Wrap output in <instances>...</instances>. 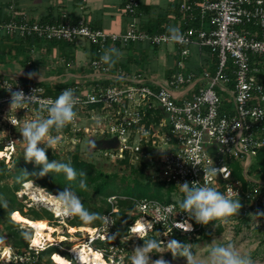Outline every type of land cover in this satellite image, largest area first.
<instances>
[{"label": "built area", "instance_id": "2783aa9c", "mask_svg": "<svg viewBox=\"0 0 264 264\" xmlns=\"http://www.w3.org/2000/svg\"><path fill=\"white\" fill-rule=\"evenodd\" d=\"M124 10L130 22L122 32L92 27L84 18L44 22L11 16L0 21V34L4 36L15 34L69 42L86 38L93 43L97 56L90 67L107 75L110 81L68 87L79 98L75 106L78 115L67 131L60 132L61 136L72 148L80 143L81 135L89 132L97 139L117 137L116 146L97 149L100 158L110 161L129 155L133 163L144 160L153 179L167 186L176 184L168 202L152 196L110 194L107 198L110 209L77 244L92 246L105 264H128L126 241L133 236L155 233L166 241L177 230L188 235L199 232L204 225L190 219L179 207L183 199L179 185L203 183V169L212 167L219 169L214 178L218 190L247 199L243 213L254 206L252 209L261 214H255L246 228L264 226V210L258 208L262 197L257 187H245L243 179L235 176L236 167L232 165L240 160V172L251 180L246 175L248 166L264 146V0H182L178 4L180 25L176 28L182 37L180 41L170 39V30L149 32L143 27L140 0H124ZM141 42L156 46L173 44L175 63L168 76L157 77L146 71L130 75L100 61L105 48L113 43ZM192 48L199 58L197 62L189 61ZM205 50L216 56L213 70L209 69L212 63ZM9 87L12 91L22 89L26 95L36 89L37 103L27 110L10 111ZM0 89L5 92L0 96V130L6 131L0 150L4 155L0 158L10 163L22 136L12 132L14 126L9 120L32 119L41 103L57 97L49 94L41 81L25 82L10 75L1 80ZM220 92L227 93V102ZM120 200L133 201L130 213L134 218L124 234L117 226ZM189 224L191 228L187 230ZM137 228L141 230L136 231ZM61 241L34 244L32 239L28 245L35 253L50 245L69 251ZM3 255L13 264H29L31 260L30 256L13 250ZM69 259L72 264H84L72 252Z\"/></svg>", "mask_w": 264, "mask_h": 264}, {"label": "trees", "instance_id": "16d2710c", "mask_svg": "<svg viewBox=\"0 0 264 264\" xmlns=\"http://www.w3.org/2000/svg\"><path fill=\"white\" fill-rule=\"evenodd\" d=\"M178 7V5L176 6ZM178 17H180V12L178 10ZM11 16H0V21L7 20ZM179 19V18H178ZM175 19V24H170L163 15L157 17L156 19H142L140 21L143 24V27L146 28L149 32H161L170 29L177 28V21ZM78 20V19H77ZM76 21V20H75ZM48 22V21H44ZM98 28L96 26H92ZM50 42L51 45L66 44L70 45L73 42L65 40H42L36 37H21L15 34L4 36L0 34V66L4 69L11 70L14 65H19L25 67L32 71L42 72L45 69L46 63L48 60L44 56L35 57L33 53L34 47L38 46L40 50L44 49V45ZM91 43V42H90ZM146 44L144 49L147 52V47L152 46L155 53L160 50L163 46L150 45L148 42H142ZM43 44V46L41 45ZM135 43L122 44V43H113L105 48H115L120 52H123L125 49L135 51ZM92 45V57L87 61L88 64L91 63L93 58L97 56L96 47L93 43ZM104 50V51H105ZM144 53H140L139 59L144 61L146 56ZM157 54V53H156ZM149 56V66L152 62L164 63L157 55ZM172 55V54H171ZM66 59H73V55L66 53ZM145 57V58H144ZM68 68H72V63L67 61L65 64ZM165 65V64H164ZM114 69H125V62L121 57L116 61V63L111 66ZM151 67V66H150ZM152 68V67H151ZM154 69V68H152ZM173 68L164 67L165 75L168 76ZM149 71V70H148ZM54 72V70H52ZM42 74V73H41ZM7 76L6 74L0 72V83L1 80ZM24 80V79H23ZM26 81V80H24ZM28 81V80H27ZM31 81V80H29ZM108 84L109 81L102 82ZM45 86L47 92L56 97L60 92L68 88L71 85L79 84L78 79L75 78L72 82H63L60 84H51L49 81H45ZM5 92L0 89V96L4 95ZM69 127H65L64 130L67 131ZM3 148V144L0 141V150ZM24 149L22 152L13 158L12 163L6 162L3 158H0V232H9V237L4 239L0 238V245H10L15 253L24 254L31 257L29 264H50V260L44 262V257L47 255V251L53 248L49 256L54 252L65 253L56 246L50 245L45 250H41L38 253L31 248H29V239H25L24 233H32L31 228L22 229L21 231L15 230L16 227L20 226V222L12 218L11 213L15 210H19L24 216L31 218L33 220L46 219L51 221L53 214L47 210L45 211L52 214V218L43 217V215L36 209L24 210L23 197L19 196L18 191L21 189L22 184L28 180H33L39 186L46 189L50 194H57L62 192L65 187L72 188L79 198L81 199L84 207L90 212L97 213L99 217H103V214L110 209V204L108 202V196L113 193L125 194L130 196H146L144 192L146 189L155 188V192L152 194V197L161 199L162 201L168 202L172 200V191L176 188L175 183H170L168 186L163 181H158L153 179L150 176L148 171V163L144 160L133 163L130 156L128 155L124 159H115L110 160V167H113L110 170L100 168L89 156H84L81 152L79 144L74 148H67V150L55 147L54 149H49L47 151V156L50 161L57 160L64 163H71L77 172L83 171L87 173L86 182L87 188L81 189L79 187V177L76 181L69 182L65 179L63 173H49L43 177L39 176L40 167L36 166L34 163L26 162L23 158ZM108 161V160H107ZM23 172L27 173L26 176ZM246 175L251 178L248 180L239 168L235 169V176L243 179L245 187H257L258 194L261 195V204L258 208L264 210V146H262L257 154L252 159L250 165L248 166ZM138 186H142L141 190H137ZM241 202V209L239 216L229 217L227 220H235L236 232L240 233L244 228L250 227L252 218L257 214V210H253L255 207L243 213V210L248 202L247 199L239 198ZM120 210L117 213L118 221L117 226L121 234H124L127 229V225L134 215L130 213L133 209L132 200H120ZM259 210V209H258ZM102 219H97L93 223H84L78 217L67 218L66 222L73 226L80 225H98ZM222 221H213L207 225V229H202L199 232H194L193 234H186L181 231H174L170 239H176L181 242L190 243L193 247L198 244L201 239L210 238L212 236L211 225L216 224L218 226L219 232L222 230ZM50 223V222H49ZM32 235V234H31ZM147 238H155L160 240V237L155 233H150L145 235ZM2 237V236H0ZM65 241V240H64ZM129 241V240H127ZM141 244L143 241L139 240ZM98 243V242H97ZM105 243L104 241L102 244ZM128 243V242H126ZM62 251V252H61ZM7 264H13V262H6Z\"/></svg>", "mask_w": 264, "mask_h": 264}, {"label": "clouds", "instance_id": "9594fccd", "mask_svg": "<svg viewBox=\"0 0 264 264\" xmlns=\"http://www.w3.org/2000/svg\"><path fill=\"white\" fill-rule=\"evenodd\" d=\"M170 32L172 33L171 40L180 41L182 39L178 34V29H170ZM122 56L123 53L118 49L110 48L104 51L100 61L111 67ZM22 72L23 70L20 73ZM36 75V73H28V78L31 79ZM7 90L10 92V111L13 109L16 111L27 110L30 105L37 103V98L34 96L36 89L30 95H26L22 89L12 91V87H9ZM78 102L79 98L75 90L65 88L57 98L47 99L41 103L40 110L34 118L22 122L18 119L9 121L18 128L22 136L20 142L24 145V160L40 167L39 176L43 177L53 172L63 173L69 182L76 181L79 177V187L86 190L87 173L77 172L70 162L50 161L47 156V151L54 149L60 143L58 134L76 121L78 114L75 111V106ZM53 132L57 135H53ZM203 171V183L184 182L179 185L180 191L183 193V199L179 202L180 209L197 224L204 226L213 221H227L229 217L238 216L242 207L240 199L235 198L231 191L221 192L214 185V178L218 175L219 169L212 167L203 169ZM23 173L28 176L27 173ZM236 195L239 196L238 193ZM51 196L55 208L62 217H78L84 223H93L97 219H103L97 213L86 209L77 193L70 187H65L62 192L51 194ZM185 222L187 223V221ZM189 226L187 230L191 228L190 224ZM24 236L25 239H30L31 233L25 232ZM137 238L141 239L143 244L134 247L130 264H169L164 259V253H171L173 258L183 257L187 264H254L249 254L242 253L231 242L218 243L213 240L208 245L206 255L201 256L193 251L192 244L176 239H169L165 242L147 238V236H137ZM153 255H157L159 258L153 260Z\"/></svg>", "mask_w": 264, "mask_h": 264}, {"label": "crops", "instance_id": "0c3cea01", "mask_svg": "<svg viewBox=\"0 0 264 264\" xmlns=\"http://www.w3.org/2000/svg\"><path fill=\"white\" fill-rule=\"evenodd\" d=\"M182 0H140L141 8L143 11L142 19H156L163 15L170 24H175L177 21V27L180 25V17H178V7H176ZM0 16H19L28 20L59 22L67 20L86 19L91 26L103 28L110 32H122L125 31L129 22L130 16L124 10V0H0ZM64 44V43H63ZM43 46V44H41ZM71 47L67 51H61L65 48L61 45H51L47 42L44 45V49L40 50L38 46L34 47L33 53L35 57L44 56L48 63L45 65L46 74L40 72L33 78H28V73H35L25 67L14 65L11 70L4 69L0 66V72L15 76L21 80L31 81H49V77L73 75L72 78L79 76L83 69L80 67V59L82 55L83 61L86 63L92 57V45L86 38H79L76 42L70 44ZM135 51L125 49L122 53L121 59L125 62V71L133 75L138 71H146L158 75L160 68L164 67L173 68L174 65L168 63L170 58H175L171 48L163 46L157 53L163 59L164 63L160 64L161 67L152 69L149 64L150 50L152 46L147 47L145 54L144 49L146 44L135 43ZM159 52H163L159 54ZM37 53V54H36ZM69 53L73 55L72 68H68L63 64V60H58L61 55L65 59V54ZM140 53H144L146 59H139ZM80 54V55H79ZM172 54V55H171ZM63 58V59H64ZM145 58V57H144ZM199 59V58H198ZM55 60L56 64L53 62ZM59 62V63H58ZM165 64V65H164ZM159 65V66H160ZM23 70L22 73H20ZM54 70V72H52ZM149 70V71H148ZM95 75L94 79H101V82L108 81V77L105 74H101L97 71L90 73ZM40 76V78H39ZM70 77V76H69ZM23 80V81H24ZM25 81V82H26ZM50 82V81H49ZM52 82V81H51Z\"/></svg>", "mask_w": 264, "mask_h": 264}, {"label": "rangeland", "instance_id": "374dc122", "mask_svg": "<svg viewBox=\"0 0 264 264\" xmlns=\"http://www.w3.org/2000/svg\"><path fill=\"white\" fill-rule=\"evenodd\" d=\"M61 45V44H59ZM65 48H63L61 51H67L71 47V45H66V44H62ZM168 47L172 48L173 44L169 43ZM151 55L156 54L154 51L150 50L149 52ZM163 52H159V54H162ZM37 54V53H36ZM80 55V54H79ZM157 55V54H156ZM205 55L208 57V60L211 61V66H210V70H213L216 66V56L211 53L209 50H205ZM63 56H59L58 60H63V64H65L67 61H73V60H69V59H63ZM198 56L196 55L195 49L192 48V56L190 57V62H197ZM188 61V62H189ZM53 62L56 64L55 60H53ZM59 63V62H58ZM72 63V62H71ZM168 63L174 65L175 63V58H170ZM80 67L83 70L78 73L79 76H76V78L78 79V83L81 86H88L89 84H92L94 82H101V79H94L95 75H92L90 73H92L93 71H95L94 69H92L90 67V64H88V62H84L82 59V55H81V59H80ZM157 62H152V64L150 65L152 68H158L161 67V65ZM35 73H37L36 71H34ZM39 73V72H38ZM42 74H46L47 71H45V69L41 72ZM165 75V71L164 69L160 68L158 71V76L157 77H163ZM70 76V77H69ZM71 76L73 75H68L66 74L65 76H55V77H49L48 80L50 81L51 84H60L63 82H72L73 80H75V78H72ZM109 80V79H108ZM52 81V82H51ZM110 81V80H109ZM45 83V82H43ZM221 96L224 100H226V102L228 101L229 97L227 96V93L225 92H220ZM87 123H92V120H86ZM12 132H14L15 134H20L18 131V128L16 127H12ZM6 134V131H2L0 130V141H2V139L4 138V135ZM53 135H57L55 132H53ZM60 136V143L58 145H56V147H59L61 149L67 150V148H72L69 144L68 141L65 140V137L61 136V134H58ZM98 137L94 136L92 133H86L84 135L80 136V143H79V147L81 149V152L84 156H89L100 168L102 169H106V170H110L113 167H110L109 161H107L106 159L100 158V152L97 149H93L92 147V142L94 140H96ZM22 140V139H21ZM20 140V141H21ZM22 149H24V145L19 142L18 145V151L15 153V156H18L21 152ZM12 163V161L10 162ZM232 165H234V167L236 168H240V166L242 165L240 160H235L232 162ZM143 187L142 186H138L137 190H141ZM155 192V188H149L146 189L144 192V195L146 196H152V194ZM18 195L19 196H24L23 197V202H24V210L25 211H29L31 209H36L37 211H39L43 217H47V218H52V214H53V218L51 219V221L49 220L50 224L53 226L58 227L61 230V234L65 235L67 238L62 240L61 245L64 247H70L74 244L77 243H81L83 241L84 235L86 234V232H88V230H81L80 226L78 227V230L71 232L70 231V224H68L66 222L68 217H62V216H57L54 209L52 208V205H50L49 200L51 199H46L45 197H49L51 194L46 191L44 188H42L41 186H39L36 182H32L31 187L27 188L24 183L22 184L21 189L18 191ZM54 195V194H53ZM45 198V199H44ZM50 198V197H49ZM44 209L49 210L51 213L45 211ZM12 215V213H11ZM235 220H227V221H222V230L219 232L218 226L216 224L211 225V230H212V236L210 238H205V239H201V241L196 244L195 247H193V251L195 253H198L199 255L203 256L206 255L207 251H208V245L215 240L218 243H227V242H231L234 245H236L239 250L242 253H247L251 256L254 264H264V226H259L257 228H246L244 229L242 232L237 233L236 232V226L234 223ZM90 227H92L91 225H88ZM207 226H204L203 229H207ZM20 228H25V229H30L31 227H29L28 225H26L25 223L20 222V226L16 227L15 230H19L21 231L22 229ZM32 230V235L31 238L29 239L32 240L33 239V234H34V229L31 228ZM56 237H59L61 234L59 232H54ZM0 238H8L9 237V232H0ZM170 237L167 238V240H169ZM140 239L137 238V236H133L129 239V241L127 243V263L130 264V257L132 255V251L134 249V247L142 245L139 241ZM166 240V241H167ZM165 241V242H166ZM49 243V242H48ZM51 244V243H49ZM96 245H100V243H96ZM61 249L60 247L54 248V249ZM13 249H11L10 245H0V264H7V259L8 257H4L3 254H5V252L10 253ZM53 250V248H51L50 250L47 251V255L44 257V262H46V260H50L51 263L50 264H57L55 262V260H53L52 256L48 255L51 253V251ZM162 250H163V244H162ZM62 252V251H61ZM164 259L167 260L169 262V264H187L186 259L183 257H175L173 258L171 253H164L163 254ZM159 256L157 255H153L152 259H158ZM76 262V261H75Z\"/></svg>", "mask_w": 264, "mask_h": 264}, {"label": "bare ground", "instance_id": "6f19581e", "mask_svg": "<svg viewBox=\"0 0 264 264\" xmlns=\"http://www.w3.org/2000/svg\"><path fill=\"white\" fill-rule=\"evenodd\" d=\"M2 155H4V153L0 152V156ZM32 182L33 180H28L24 182V185L27 188H30ZM49 197H45V198L51 199L49 200L50 205H52V208L54 209L56 215L61 216L54 206V201L52 199V196L50 195ZM11 216L14 220L25 223L26 225L34 229L33 241L34 240L38 241L37 244L43 241H48L50 243L56 244L57 241L64 240L67 238L65 235L61 234V230L58 227L51 225L46 219L33 220L31 218L24 216L19 210L13 211ZM40 225H44V227H40ZM80 229L88 230V231L91 230L90 226L88 225H81ZM76 230H78L77 226H73V225L70 226L71 232H74ZM54 232H59L61 235L59 237H56ZM69 249H70L69 251H64L65 253L54 252L52 254L53 260H55V262H57L58 264H72L69 259V252H72L73 254H76V258H78L79 262L81 263L105 264L104 259L101 258V255L98 253V251H96L92 246L89 245L81 246L76 244L70 246ZM81 255L83 257L82 260H81Z\"/></svg>", "mask_w": 264, "mask_h": 264}, {"label": "water", "instance_id": "95a60500", "mask_svg": "<svg viewBox=\"0 0 264 264\" xmlns=\"http://www.w3.org/2000/svg\"><path fill=\"white\" fill-rule=\"evenodd\" d=\"M118 144V138H99L92 142L93 149H102V148H109L114 147ZM95 145V146H94Z\"/></svg>", "mask_w": 264, "mask_h": 264}, {"label": "snow or ice", "instance_id": "6c2138e0", "mask_svg": "<svg viewBox=\"0 0 264 264\" xmlns=\"http://www.w3.org/2000/svg\"><path fill=\"white\" fill-rule=\"evenodd\" d=\"M40 227H44V225H40ZM140 230H141V229H139V228L136 229V231H140ZM33 243H34V244H37L38 241L34 240Z\"/></svg>", "mask_w": 264, "mask_h": 264}]
</instances>
